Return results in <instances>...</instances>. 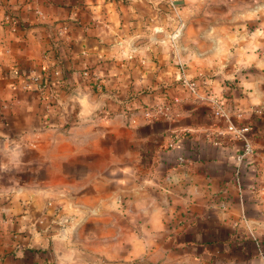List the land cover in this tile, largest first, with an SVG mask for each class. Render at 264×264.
<instances>
[{
	"label": "crops",
	"instance_id": "1",
	"mask_svg": "<svg viewBox=\"0 0 264 264\" xmlns=\"http://www.w3.org/2000/svg\"><path fill=\"white\" fill-rule=\"evenodd\" d=\"M179 4L0 0V264H264V0Z\"/></svg>",
	"mask_w": 264,
	"mask_h": 264
},
{
	"label": "built area",
	"instance_id": "2",
	"mask_svg": "<svg viewBox=\"0 0 264 264\" xmlns=\"http://www.w3.org/2000/svg\"><path fill=\"white\" fill-rule=\"evenodd\" d=\"M162 3L167 7L170 13H173L176 15L177 26L169 34L171 40L175 41L180 37L183 26H184V22L179 15V10H180L179 0H162ZM180 68H181L180 70L181 74L178 79L180 80V83L182 84V86L193 97L200 99L202 101L206 100L212 106L215 115L223 118L226 122L232 125L233 124L232 115L226 109L225 98L213 96L209 94H206V96L201 95L200 87L205 88L206 86H208L209 85L208 80H202L198 82L186 76L181 64H180ZM85 75L90 76L88 72H85ZM169 112H170V105L168 103H164L161 106H157V107L152 108L151 110H147L146 116L152 118V117H156V116L164 115V114L168 115ZM230 130L234 137L242 141V146L237 151V154L235 157V166H234L235 180L236 182L239 183L240 175L243 172V167L245 163L249 160V158L254 154V151H255L254 141L252 137L253 129H252V126H250L249 124H243L241 126L232 125ZM64 221H67V219H65Z\"/></svg>",
	"mask_w": 264,
	"mask_h": 264
},
{
	"label": "rangeland",
	"instance_id": "3",
	"mask_svg": "<svg viewBox=\"0 0 264 264\" xmlns=\"http://www.w3.org/2000/svg\"><path fill=\"white\" fill-rule=\"evenodd\" d=\"M62 219H64V218H62ZM63 222V223H62ZM65 222L66 221H61L60 222V225H61V227H63V226H65L66 224H65ZM65 224V225H64ZM60 241V240H59ZM58 241V242H59ZM65 242H66V245H62L60 248H64V250H65V252H69V253H73L74 252V250H75V247H74V245H71V244H69V243H67V241H66V239H65ZM54 243H56V242H54ZM55 245V244H54ZM56 246V245H55ZM50 245H49V242H48V245H47V248H48V250L50 249ZM58 247V246H57ZM62 249H59V251H61ZM50 258L52 259V255H51V253H50ZM54 258V257H53ZM66 259H67V262H66V264H71L72 263V260H71V257L68 255V257H65ZM59 259H60V257H59Z\"/></svg>",
	"mask_w": 264,
	"mask_h": 264
},
{
	"label": "water",
	"instance_id": "4",
	"mask_svg": "<svg viewBox=\"0 0 264 264\" xmlns=\"http://www.w3.org/2000/svg\"><path fill=\"white\" fill-rule=\"evenodd\" d=\"M58 252H60L59 250H58ZM60 257V256H59Z\"/></svg>",
	"mask_w": 264,
	"mask_h": 264
}]
</instances>
